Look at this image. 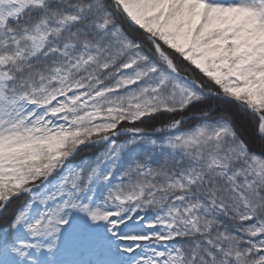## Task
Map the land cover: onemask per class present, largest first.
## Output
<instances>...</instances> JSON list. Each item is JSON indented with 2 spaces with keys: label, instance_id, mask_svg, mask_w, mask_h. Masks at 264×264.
<instances>
[{
  "label": "snow or ice",
  "instance_id": "snow-or-ice-1",
  "mask_svg": "<svg viewBox=\"0 0 264 264\" xmlns=\"http://www.w3.org/2000/svg\"><path fill=\"white\" fill-rule=\"evenodd\" d=\"M0 264H264V0H0Z\"/></svg>",
  "mask_w": 264,
  "mask_h": 264
}]
</instances>
